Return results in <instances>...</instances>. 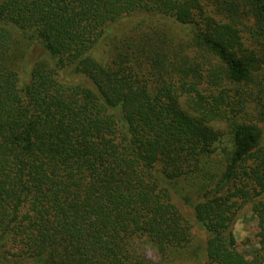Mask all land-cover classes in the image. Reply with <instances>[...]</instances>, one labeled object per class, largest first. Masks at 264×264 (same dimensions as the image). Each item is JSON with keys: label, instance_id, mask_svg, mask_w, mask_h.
I'll list each match as a JSON object with an SVG mask.
<instances>
[{"label": "trees", "instance_id": "16d2710c", "mask_svg": "<svg viewBox=\"0 0 264 264\" xmlns=\"http://www.w3.org/2000/svg\"><path fill=\"white\" fill-rule=\"evenodd\" d=\"M201 253L264 264V0H0V264Z\"/></svg>", "mask_w": 264, "mask_h": 264}, {"label": "rangeland", "instance_id": "374dc122", "mask_svg": "<svg viewBox=\"0 0 264 264\" xmlns=\"http://www.w3.org/2000/svg\"><path fill=\"white\" fill-rule=\"evenodd\" d=\"M102 48H100L94 55L98 57H106L102 54ZM232 233L236 241V248L238 252L248 261L253 262L256 259V252L258 250V238H257V221L252 214L248 205H243L241 210L237 214V219L232 227ZM194 246H201L206 240V236L201 232L192 233ZM145 257L147 260L157 262L158 258L151 250H145ZM200 260L197 261L195 257H189L186 254L181 260L182 264H202L204 261L203 253L199 256Z\"/></svg>", "mask_w": 264, "mask_h": 264}]
</instances>
